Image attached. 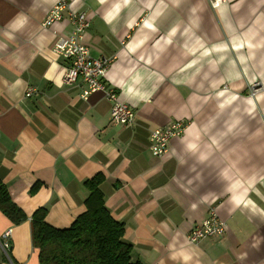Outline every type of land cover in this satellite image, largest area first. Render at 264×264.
Wrapping results in <instances>:
<instances>
[{
	"label": "crops",
	"instance_id": "obj_1",
	"mask_svg": "<svg viewBox=\"0 0 264 264\" xmlns=\"http://www.w3.org/2000/svg\"><path fill=\"white\" fill-rule=\"evenodd\" d=\"M60 4L63 20L45 27ZM70 11L88 16L91 56L112 60L106 83L133 127L111 124L103 92L84 100L86 84L65 81L54 45ZM175 122L184 131L155 157L152 132ZM99 173L133 261L264 264V0H0V181L28 217L0 211V241L12 230L0 264H40L32 215L46 208L49 225L69 227ZM212 209L225 236L191 244Z\"/></svg>",
	"mask_w": 264,
	"mask_h": 264
},
{
	"label": "trees",
	"instance_id": "obj_2",
	"mask_svg": "<svg viewBox=\"0 0 264 264\" xmlns=\"http://www.w3.org/2000/svg\"><path fill=\"white\" fill-rule=\"evenodd\" d=\"M105 180L97 174L84 182L88 191L86 211L67 228L58 229L46 222L48 211L39 208L31 217L32 244L40 264H142L132 259V246L124 240L125 227L105 206L100 189ZM31 190L34 194L38 189ZM0 211L14 224L28 219L12 200L0 181Z\"/></svg>",
	"mask_w": 264,
	"mask_h": 264
},
{
	"label": "built area",
	"instance_id": "obj_3",
	"mask_svg": "<svg viewBox=\"0 0 264 264\" xmlns=\"http://www.w3.org/2000/svg\"><path fill=\"white\" fill-rule=\"evenodd\" d=\"M214 4L226 0H208ZM67 8L66 4H60L53 8L44 23L49 27L55 22L63 20L62 12ZM68 21L72 26L70 35L60 37L54 45V51L70 62L65 73V81L68 84L82 80L86 84V89L82 93V98L86 100L89 95L95 92H103L111 102V124L121 125L127 128L133 127L136 121V113L132 107L119 101L118 93L114 88H110L106 83V74L110 63L109 58H93L88 46L83 43L85 32L90 27V22L86 13L69 12ZM258 90L256 85L252 86V92ZM35 90L29 89L27 96L30 97ZM185 123L175 122L168 126L157 128L150 136V149L155 157L165 155L170 148L171 139L180 136L185 129ZM227 224L222 221L214 209L201 223L195 225L189 232L187 239L191 244L199 243L205 239H221L225 236ZM12 230H7L0 244L6 253L11 249Z\"/></svg>",
	"mask_w": 264,
	"mask_h": 264
},
{
	"label": "rangeland",
	"instance_id": "obj_4",
	"mask_svg": "<svg viewBox=\"0 0 264 264\" xmlns=\"http://www.w3.org/2000/svg\"><path fill=\"white\" fill-rule=\"evenodd\" d=\"M259 90H256L255 92H250V94L254 97L255 96V94L258 92Z\"/></svg>",
	"mask_w": 264,
	"mask_h": 264
}]
</instances>
